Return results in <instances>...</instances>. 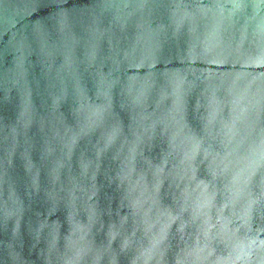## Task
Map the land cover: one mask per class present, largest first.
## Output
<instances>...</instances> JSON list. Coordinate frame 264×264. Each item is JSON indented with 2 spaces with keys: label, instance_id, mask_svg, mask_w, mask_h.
Instances as JSON below:
<instances>
[{
  "label": "water",
  "instance_id": "1",
  "mask_svg": "<svg viewBox=\"0 0 264 264\" xmlns=\"http://www.w3.org/2000/svg\"><path fill=\"white\" fill-rule=\"evenodd\" d=\"M31 2L0 0V78L15 63L14 53L6 50L12 33L30 32L36 20H45L57 10L51 0H37L41 5L37 11L24 15ZM93 2L67 0L63 6L79 8ZM155 2L211 5L224 0ZM171 12L153 9L145 21L131 22L122 32L77 48L74 55L78 62L72 67H67L69 61L64 57H56L54 64L65 73V79L55 89L48 88L47 69L38 57H30L29 79L34 93L27 97L30 116L26 142L10 156L7 177L11 203L6 213L2 192L5 173L0 163V242H7L10 233L22 235L26 256L31 244L36 246L33 264H41L40 252L51 243H66L73 230L87 231L97 246L109 241L122 248L135 241L144 251L155 245L164 255L161 264H201L199 257L208 252L218 264H227L229 257L248 250L244 243L236 248L222 238L233 227L227 222L230 211L225 196L231 193L225 192V186L235 184L238 189L240 184L233 170L224 169L229 150L225 137L203 143L205 122L194 113L185 112L176 119H151L130 106L126 97L127 88H136L140 80L150 82L157 70H188L202 85L207 83L205 77L215 79L242 70L218 44L213 24L203 14L180 27L179 43L183 44L193 30L200 32L216 54L215 61L187 45L177 56L178 67L174 69L167 68V62L161 65L158 53L146 59L138 51L147 39L139 25L162 23ZM76 31L80 34L79 27ZM250 62L253 67L248 71L264 73L258 59ZM36 81L39 88L35 92ZM17 113L16 91L6 97L0 88V125L13 124ZM106 115L111 117L109 122ZM61 128L77 131L65 142L53 136ZM213 180L214 192L209 183ZM252 180L254 185L256 177ZM121 230L127 233L125 239L119 238ZM252 240H264V233L248 238V248L255 247ZM113 264L130 261L121 255Z\"/></svg>",
  "mask_w": 264,
  "mask_h": 264
},
{
  "label": "clouds",
  "instance_id": "2",
  "mask_svg": "<svg viewBox=\"0 0 264 264\" xmlns=\"http://www.w3.org/2000/svg\"><path fill=\"white\" fill-rule=\"evenodd\" d=\"M51 2L56 4V11L45 20H36L30 32H13L6 46V50L14 53L15 63L0 78V88L6 97L13 89L16 91L18 113L13 124L0 125L5 213L11 203L7 177L10 156L22 142H26L30 116L27 97L34 93L33 81L29 79L30 57L35 54L47 69L48 88H58L65 73L54 64L56 57H64L69 61L67 67H72L78 62L74 55L77 48L90 47L102 37L122 32L131 22L145 21L153 9L166 8L172 12L164 22L139 25L147 36L138 46L140 54L147 59L158 53L161 65L167 62V68L174 69L178 67L175 63L177 56L187 45L195 52L207 55L209 61H215L216 54L208 48L207 37L202 33L193 30L183 44L179 43L180 27L195 22L203 14L212 22L218 44L241 65L242 70L224 73L215 79L205 77L207 83L203 85L200 78H194L188 70L171 73L157 70L150 82L140 80L136 88H127L126 97L130 106L144 111L151 119H176L182 118L185 112L194 113L205 122L203 143L220 135L225 137L229 150L224 169L233 170L240 177V184L238 189L235 184L225 186V192L231 193L225 196V206L230 211L227 222L233 227L222 238L236 248L244 243L248 249L229 257L227 264H264V240H252L254 248L247 245L248 238L264 233V73L248 71L253 67L250 62L253 58L264 66V0H224L211 5L161 4L155 0H94L91 5L79 8H65L63 5L67 0ZM40 6L37 0H32L23 14L31 15ZM35 83L36 92L39 84L38 81ZM110 119L106 115V122ZM76 131L61 128L53 136L67 142ZM254 176L256 182L253 185ZM209 183L214 192V180ZM126 236L127 233L121 230L119 238L125 239ZM215 238L216 235L212 237ZM205 243L207 245V241ZM24 247L23 236L10 233L7 242H0V264H33L31 256L33 250L37 251L35 244H31L27 256ZM121 255H127L130 264H148L150 260L153 264H161L164 261L163 252L155 245L144 251L135 241L122 248L114 247L109 241L97 246L85 230H73L66 243H51L40 252V261L41 264H113ZM199 259L201 264H218L211 252Z\"/></svg>",
  "mask_w": 264,
  "mask_h": 264
}]
</instances>
